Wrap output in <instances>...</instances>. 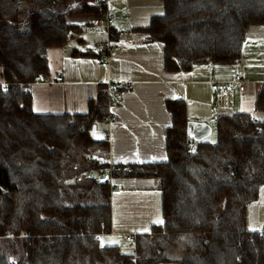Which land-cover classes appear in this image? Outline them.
Returning a JSON list of instances; mask_svg holds the SVG:
<instances>
[{
    "label": "trees",
    "instance_id": "16d2710c",
    "mask_svg": "<svg viewBox=\"0 0 264 264\" xmlns=\"http://www.w3.org/2000/svg\"><path fill=\"white\" fill-rule=\"evenodd\" d=\"M106 7L105 0H0V262L264 264V230L248 225L264 187V121L248 111L219 117L216 141H195L190 154L181 99L167 102L165 161L114 164L116 180L160 179L162 222L137 236L136 258L103 243L115 193L101 176L110 145L97 134L108 121V91L101 89L87 112L42 114L32 109L30 88L49 79L48 49L100 24ZM163 10L136 31L164 45L170 72L240 62L249 30L264 26V0H163ZM99 42L74 53L105 61L117 55L98 50ZM255 110L264 111V84Z\"/></svg>",
    "mask_w": 264,
    "mask_h": 264
},
{
    "label": "crops",
    "instance_id": "0c3cea01",
    "mask_svg": "<svg viewBox=\"0 0 264 264\" xmlns=\"http://www.w3.org/2000/svg\"><path fill=\"white\" fill-rule=\"evenodd\" d=\"M108 6L116 15L113 33L117 55L105 61L74 53L75 48L88 46L95 50L96 43L104 40L97 23L86 26L67 46L49 48V79L37 80L30 88L34 112L84 113L89 109V101L96 99L108 82H124L127 87L114 92L113 119L98 124L103 127L97 131L101 136H111L108 160L114 164L156 163L168 158L166 138L172 125L169 100L186 102L187 123L193 120L210 124L211 132L199 141H210L216 132L213 124L219 117L238 111L254 113L264 121V111L255 110L257 93L264 84V26L251 27L240 62L206 63L191 71L170 72L164 67V45L146 43L136 31L147 27L154 15L163 13V0H108ZM214 65L217 69L213 74ZM240 68L250 81L247 93L233 90L223 94L214 88L212 79H232ZM117 184L121 190L112 196V230L102 237L105 244H119L129 233H149L163 219L159 178L126 177L119 178ZM250 209L253 221L248 223L249 228H261L264 187Z\"/></svg>",
    "mask_w": 264,
    "mask_h": 264
},
{
    "label": "built area",
    "instance_id": "2783aa9c",
    "mask_svg": "<svg viewBox=\"0 0 264 264\" xmlns=\"http://www.w3.org/2000/svg\"><path fill=\"white\" fill-rule=\"evenodd\" d=\"M106 3V13L104 15L103 20L100 22V25L104 27L106 32V38L103 41H100L97 45L98 50H107L110 55H114L117 52V49L115 47V44L111 38V25L115 22V12L113 9L109 8L108 6V0H105ZM216 65L213 66L212 72L213 74L216 72ZM214 88L218 91H220L223 94H227L232 90H238L240 93L244 94L248 92V86H249V80L246 78L245 73L243 69H238L235 73L234 77L229 80H220L217 81L215 79L211 80ZM125 84L118 83V82H108L107 85V91H108V97H109V116L108 120H112L113 116L111 114V108L115 102L114 99V92L113 90L118 88L120 85ZM255 121H261L259 116H254ZM102 139L108 143H111V136L109 134H105L102 136ZM189 152L190 154L195 153L196 151V143L193 140H189ZM88 160L95 161L96 159L93 157V154H90L88 156ZM114 163H111L109 161V166L107 169L103 170L101 173V176L106 179L110 186L112 187L113 192H118L121 190V186H118L116 176H114ZM262 230H264V225L261 227ZM125 240L128 246L133 250L135 254V258L137 257V247H138V241H137V235L134 233H129L125 235Z\"/></svg>",
    "mask_w": 264,
    "mask_h": 264
},
{
    "label": "water",
    "instance_id": "95a60500",
    "mask_svg": "<svg viewBox=\"0 0 264 264\" xmlns=\"http://www.w3.org/2000/svg\"><path fill=\"white\" fill-rule=\"evenodd\" d=\"M211 132V126L205 121L190 120L187 123V136L189 140L199 141Z\"/></svg>",
    "mask_w": 264,
    "mask_h": 264
},
{
    "label": "rangeland",
    "instance_id": "374dc122",
    "mask_svg": "<svg viewBox=\"0 0 264 264\" xmlns=\"http://www.w3.org/2000/svg\"><path fill=\"white\" fill-rule=\"evenodd\" d=\"M73 6V5H72ZM28 9V8H27ZM28 13H29V10H26L25 9V11H24V16H26V15H28ZM98 28V30H102L103 31V33H104V38L103 39H105L106 38V32L104 31V27L103 26H99V27H97ZM70 43H72V41L70 42ZM89 44H91V45H93V43L91 42V43H89ZM0 80H1V75H0ZM37 81V80H36ZM107 86V85H106ZM107 89V88H106ZM218 92V91H217ZM219 93H220V91H219ZM101 127H103V124L102 125H100L99 126V128H98V130L99 131H101ZM213 127H214V130L216 131V123H214L213 124ZM97 134H98V136H101V134H100V132H97ZM216 138H217V133L215 132L214 133V136L212 137V138H209L210 139V141L209 142H215L216 141ZM119 180V179H118ZM251 207V206H250ZM250 207H249V209H250ZM248 209V223L249 224H251L252 223V217H253V214H252V209H250L249 210ZM257 228V226H255V227H253V229H256ZM118 245H120V248H121V250H123V251H125V252H133V250L128 246V244L126 243V240H125V237L124 238H121V240H120V242H119V244ZM0 264H2V262H0Z\"/></svg>",
    "mask_w": 264,
    "mask_h": 264
}]
</instances>
